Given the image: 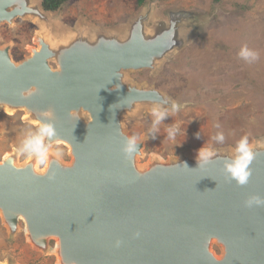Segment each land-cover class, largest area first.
<instances>
[{
    "label": "water",
    "instance_id": "water-1",
    "mask_svg": "<svg viewBox=\"0 0 264 264\" xmlns=\"http://www.w3.org/2000/svg\"><path fill=\"white\" fill-rule=\"evenodd\" d=\"M15 1L0 0V23L28 11L12 9ZM42 1L43 11L54 12ZM143 18L127 40L70 46L60 54V71L51 68L46 44L20 63L0 49V105L28 110L51 128L44 144L64 143L73 157L48 156L38 169L31 159L18 165L6 155L1 214L13 230L22 220L42 249L55 239L63 264H264V203L254 200L264 201V144L251 148L243 185L229 171L242 155L136 166L141 144L123 134L119 113L136 102H167L156 90L125 83L124 72L151 68L180 48L186 32L178 23L189 16L172 12L153 38L144 34ZM213 240L223 247L221 258Z\"/></svg>",
    "mask_w": 264,
    "mask_h": 264
},
{
    "label": "rangeland",
    "instance_id": "rangeland-1",
    "mask_svg": "<svg viewBox=\"0 0 264 264\" xmlns=\"http://www.w3.org/2000/svg\"><path fill=\"white\" fill-rule=\"evenodd\" d=\"M40 2L15 1L12 9L28 11L0 23V49L7 48L12 60L20 63L46 44L55 71L61 70V52L72 45L127 40L141 17L145 36L153 38L172 12H187L189 18L178 23L186 32L180 48L167 52L151 68L124 72L125 83L156 90L167 102H136L119 113L123 134L141 144L139 169L184 156L197 160L201 147L205 156L207 151L210 157L240 156L242 140L250 150L264 144V0H147L142 6L136 0H70L54 12L43 11ZM245 49L258 58L241 56ZM160 113L164 116L157 122ZM34 121L24 108L0 105V162L8 154L18 165L31 159L38 169L52 155L72 162L66 144H44L45 129ZM36 140L40 152L29 146ZM44 151L46 158L41 156ZM55 249L53 238L45 249L36 246L22 220L13 230L0 211V264H63ZM211 250L223 256L216 240Z\"/></svg>",
    "mask_w": 264,
    "mask_h": 264
},
{
    "label": "clouds",
    "instance_id": "clouds-1",
    "mask_svg": "<svg viewBox=\"0 0 264 264\" xmlns=\"http://www.w3.org/2000/svg\"><path fill=\"white\" fill-rule=\"evenodd\" d=\"M241 56H244L245 58L251 56L252 59H256L257 54L254 52H250L248 50H243L240 53ZM178 108V105L176 103L173 104V109L176 110ZM153 113L155 114L156 109L153 108L152 109ZM164 113H160L157 122H159V118H163ZM174 128V127H173ZM46 131L49 132V134H51V128H47L45 129ZM174 137V131L172 129H169V138H173ZM154 138V137H153ZM217 139H223L222 136L217 137ZM133 141H135V137H133ZM29 146L32 148L33 151L35 152H40V141L36 140L34 143L33 142H29ZM132 148H129L128 151H132ZM238 150L242 153V156L240 157V159L236 162V164L234 166H231L229 168V171L232 175V177L234 179H236L238 181L239 184L243 185L246 184L248 182L249 176H250V171L248 170L247 166L248 164L252 161L253 158V153L252 151L247 147V141L246 139L242 140L239 145H238ZM205 149L203 147H201L198 151L197 154V162H200V159H207L208 156L211 155V153H208L207 151V156L204 155L205 153ZM48 155L47 151L41 152V156L42 158H46ZM255 203L256 204H261L264 203V201H261L259 198H254ZM249 205L252 203V201L248 202ZM119 241H117V246H119Z\"/></svg>",
    "mask_w": 264,
    "mask_h": 264
},
{
    "label": "trees",
    "instance_id": "trees-1",
    "mask_svg": "<svg viewBox=\"0 0 264 264\" xmlns=\"http://www.w3.org/2000/svg\"><path fill=\"white\" fill-rule=\"evenodd\" d=\"M70 0H43L42 6L46 11H56L58 10L64 3ZM139 6H142L146 0H136Z\"/></svg>",
    "mask_w": 264,
    "mask_h": 264
},
{
    "label": "bare ground",
    "instance_id": "bare-ground-1",
    "mask_svg": "<svg viewBox=\"0 0 264 264\" xmlns=\"http://www.w3.org/2000/svg\"><path fill=\"white\" fill-rule=\"evenodd\" d=\"M35 89V88H34ZM25 163V162H24ZM44 171V170H43Z\"/></svg>",
    "mask_w": 264,
    "mask_h": 264
}]
</instances>
